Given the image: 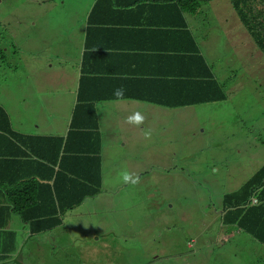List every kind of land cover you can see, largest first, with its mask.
Segmentation results:
<instances>
[{"label": "crops", "instance_id": "1", "mask_svg": "<svg viewBox=\"0 0 264 264\" xmlns=\"http://www.w3.org/2000/svg\"><path fill=\"white\" fill-rule=\"evenodd\" d=\"M166 1L168 0L37 1L39 8L33 11V17L28 18L27 37L33 30V47H40V51L45 53L46 68L51 71L52 80L47 81L43 74L41 80L33 76V109L28 111V116L24 115L26 111L21 108L20 101H8L5 93L2 94L1 91L0 106L7 113L13 131L33 136V141L41 148L42 140L59 139L62 141V148L56 163L51 162V165L45 161L43 168H38L42 159L37 161L25 147L0 137V163L4 162L10 166L11 173L16 177V184L13 182L12 185L17 191L12 192L10 196L18 193L25 181L53 187L57 172L74 177L68 169L70 167L89 174V159L99 160L102 174L99 195L112 191L119 184L115 185V181L121 177V173L132 176L131 169L139 172L137 176L144 180H150L152 170L175 169L179 172L180 162L177 168L174 164L166 166L163 157L169 155L173 163L176 160L177 153L173 148L177 142L176 123L197 124L194 119H180L179 115L200 106L228 102L227 85L231 78H227L226 72V79L223 80L209 53L213 52L214 46L220 41L228 46V51H234L235 44H227L226 36H222L225 37L222 40H215L214 36L236 30L238 38L245 27L242 23L226 26L216 23V27L210 23L211 19L229 21L238 16L236 10L235 15L229 16L214 12V4H232L231 0L200 2L195 15H184L188 29L194 37L191 39L188 32H182V15L177 11L176 4H166ZM206 14H212L211 18L206 17ZM224 27L228 30H219ZM2 39L3 47L0 49L4 50L3 52H18L14 40L8 42L6 38ZM235 46H238V51H244L247 47L253 52L259 50L252 39ZM196 47L207 61L215 80L223 87L225 100L196 102L178 108L155 102L172 99L180 104L183 100L207 99L211 96L205 92L207 80L197 77V73L205 69H199L198 63L196 64L191 55L196 53ZM59 50L67 52L65 59L57 58ZM54 51L57 56L51 54H54ZM0 60L3 64L6 58ZM228 64L229 60L225 61L227 67ZM178 78L182 80H176ZM39 81L42 84L37 88ZM45 86L55 89L51 92H57V95L43 97L45 93H42V87ZM118 88L125 89V98L122 101H117L113 95ZM37 101H42V105L38 106ZM34 111L39 113L38 116ZM135 111L142 112L146 118L141 128L125 123L126 117ZM12 115L22 122L32 120V130H18ZM175 121L177 122L174 123ZM202 128V133L206 132V128ZM145 130L150 132V136L145 135ZM160 132L172 134L161 137L158 135ZM120 141L124 142V147L127 146L137 153V158L132 160L136 163L132 168L127 166L128 161L124 157L119 158L121 153L117 143ZM161 141L170 143L173 150H163ZM67 153L68 156H65ZM138 165L139 167H136ZM8 175L10 174L0 173V181ZM30 185L32 188L27 186L34 191L38 201L49 195H70L73 186L64 187L57 184L50 189L33 183ZM107 187L111 188L102 193ZM1 191L0 187V196ZM90 200L83 201L81 206L77 204L66 209L62 208V204L51 210L45 208V211L51 212L50 219L56 218L60 224L51 230L35 234L31 232L28 222H24L18 214L11 213L6 229L12 247L4 251L6 257L0 264H8V261L21 264L20 261L25 257V254L20 256L21 252L25 251L30 242L36 237L51 236L50 233L61 228L87 227L89 232L92 231L96 235L95 222L93 226H86L79 221L75 224L67 220L68 214L82 208ZM88 214L94 216L90 211ZM222 225L227 229L225 235L233 232L239 236L242 232L236 226H231L230 229L229 226L223 223ZM99 240L100 237L94 238L93 241L97 244ZM30 251H26V254ZM26 259L31 260L32 256L28 255ZM263 261L264 254L260 257V262Z\"/></svg>", "mask_w": 264, "mask_h": 264}, {"label": "rangeland", "instance_id": "2", "mask_svg": "<svg viewBox=\"0 0 264 264\" xmlns=\"http://www.w3.org/2000/svg\"><path fill=\"white\" fill-rule=\"evenodd\" d=\"M37 1L0 0V48L4 37L8 42L14 40L18 49L14 53L0 52V58H6L3 64L0 60V91L8 101H20L26 116L33 109V76L52 80L45 53L40 47H33V30L27 37L28 18L39 8ZM214 7V12L235 15L232 4ZM205 16L210 19L212 14ZM235 17L229 21L211 19L210 23L215 27L219 23H241ZM222 36H226L227 44L235 45L251 39L245 28L238 38L236 30H231L216 34L214 39L222 40ZM235 45L234 51H228V46L220 41L209 53L223 80L226 72L231 78L227 85L228 102L186 109L179 115L180 119H194L198 125L174 122L176 160L173 163L168 155L163 161L176 168L180 162L179 173L175 169L152 170L150 180H144L131 169L133 180L138 178L135 183L125 182L121 173L115 181V185L119 184L112 191L104 192L111 187L105 188L103 194L67 216L75 224L79 221L93 226L95 222L96 235L87 227L75 226L55 230L51 236L36 237L21 252V257L25 254L21 264H264L260 262L264 254L262 243L244 232L239 236L233 232L225 235L227 229L220 220L223 195L238 191L264 162V55L248 47L238 51ZM51 54L57 56L55 51ZM66 56L67 52L59 50L57 58ZM41 84L39 81L37 88ZM42 90L43 97L57 95L51 87ZM36 103L41 106L43 102ZM12 116L18 130H32V120L22 122ZM202 127L206 132L202 133ZM170 134L158 133L161 137ZM161 142L163 150H173L170 143ZM117 144L119 158L124 157L132 168L137 153L124 147L123 141ZM99 237L95 244L94 238ZM28 250L31 251L26 254ZM28 255L31 260L26 259Z\"/></svg>", "mask_w": 264, "mask_h": 264}, {"label": "trees", "instance_id": "3", "mask_svg": "<svg viewBox=\"0 0 264 264\" xmlns=\"http://www.w3.org/2000/svg\"><path fill=\"white\" fill-rule=\"evenodd\" d=\"M211 0H168L166 4L175 3L178 12L182 15V32L185 30L191 39H194L192 33L188 29V24L185 20V14L195 15L199 9L200 2H209ZM237 15L245 27L249 37L254 41L260 52L264 55V0H231ZM194 42V40H193ZM3 54V50L0 49ZM193 59L198 63L199 69H205L197 73L199 79H206V93L211 96L207 99H190L183 100L176 103L172 99H164L158 102L163 106L171 108L186 107L193 105L196 102H221L225 100V91L223 87L215 80L211 69L207 66L208 63L201 51L196 47V53L191 54ZM206 71V72H205ZM176 80H182L178 78ZM154 102V101H152ZM0 137L7 138L13 144H19L25 147L36 160L42 159V162L37 166L43 168L46 162L56 163L58 157L61 155L62 141L42 140V148L39 144L33 141V136L21 135L12 130L11 123L5 110L0 106ZM40 140V139H39ZM247 144V142H243ZM68 156V153L65 155ZM91 167L89 174H84L72 167L68 168L74 177L65 176L62 172L56 173L54 186L39 184L34 181H25L23 188L18 189V193H13L17 188L12 185L15 178L11 173V167L0 163V173H8L6 178L0 181L2 189L0 196V261L6 255L4 251L9 250L11 241L8 238L7 225L11 213L18 214L24 222L30 224V229L33 234L51 230L60 224L58 219H50L51 210L57 206H62L63 209L71 208L87 199L96 198L100 193V179L101 169L98 159H89ZM6 161L17 163L12 159ZM52 165V164H51ZM61 173V174H60ZM179 173V172H178ZM24 176V175H23ZM26 177H24L25 179ZM30 183L37 184L41 187H48L50 189L57 186V184L64 187H71L70 195H49L42 200L35 197L34 191ZM20 185V186H21ZM28 185V186H27ZM19 186V187H20ZM81 187V188H80ZM33 194H32V193ZM252 200H257L256 205ZM42 202V203H41ZM60 203V204H59ZM222 219L220 220L225 226H236L242 232L250 235L260 243L264 244V164L258 172H256L238 191L230 192L223 195L221 201ZM55 216V211L54 214ZM14 247L16 245H13Z\"/></svg>", "mask_w": 264, "mask_h": 264}, {"label": "clouds", "instance_id": "4", "mask_svg": "<svg viewBox=\"0 0 264 264\" xmlns=\"http://www.w3.org/2000/svg\"><path fill=\"white\" fill-rule=\"evenodd\" d=\"M124 94H125V89H123V88H118L113 93V95L117 101L124 100V98H125ZM145 119L146 118L142 112L135 111L126 117L125 123H127L130 126L136 127V128H141L145 123ZM145 135L150 136V132L145 130ZM123 179L125 182H128V181H132L133 183L138 182V178H137V180H133L132 176L128 173L123 174Z\"/></svg>", "mask_w": 264, "mask_h": 264}, {"label": "built area", "instance_id": "5", "mask_svg": "<svg viewBox=\"0 0 264 264\" xmlns=\"http://www.w3.org/2000/svg\"><path fill=\"white\" fill-rule=\"evenodd\" d=\"M253 203L257 204V203H258V201H257V200H253Z\"/></svg>", "mask_w": 264, "mask_h": 264}]
</instances>
